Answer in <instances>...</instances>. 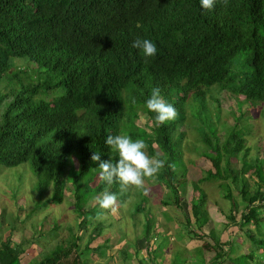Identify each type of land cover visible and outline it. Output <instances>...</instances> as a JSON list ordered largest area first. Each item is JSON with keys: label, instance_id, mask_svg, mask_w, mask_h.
<instances>
[{"label": "trees", "instance_id": "16d2710c", "mask_svg": "<svg viewBox=\"0 0 264 264\" xmlns=\"http://www.w3.org/2000/svg\"><path fill=\"white\" fill-rule=\"evenodd\" d=\"M137 37L154 40L157 54L145 60L132 47ZM152 87L176 109L164 124L145 104ZM225 91L252 107L264 104V0H217L210 11L199 0H0V165H29L37 192L43 197L51 189L47 201L54 204L63 202L71 185L79 229L68 246L23 263L38 242L14 243L12 226L1 240L0 264H66L69 258L86 264L78 252L80 233L89 229L91 217L103 215L98 200L91 207L88 202L105 189L117 199L126 191L118 183L108 185L91 156L101 151L102 159H118L105 140L121 132L144 139L147 154L164 160L145 178L168 190L162 205L183 212L187 233L203 241L210 264H258L257 253L264 256V158L247 145V128L222 119L216 94ZM244 101L237 103L240 118ZM141 114L148 117L144 128L137 123ZM183 126L187 132L196 126L200 137L198 151H187L213 166L190 182L188 212L180 188L191 172L185 165L179 169ZM205 182L218 183L231 203L227 226L244 234L250 253L234 256L229 237L205 240ZM102 224L90 230L87 250L104 233ZM152 230L149 221L144 234Z\"/></svg>", "mask_w": 264, "mask_h": 264}, {"label": "rangeland", "instance_id": "374dc122", "mask_svg": "<svg viewBox=\"0 0 264 264\" xmlns=\"http://www.w3.org/2000/svg\"><path fill=\"white\" fill-rule=\"evenodd\" d=\"M23 61L25 62V60ZM22 64L20 62L18 66L20 67ZM56 92L62 94V90ZM216 95L220 100L222 119L229 117V124L232 126L247 128L250 131L247 134V145L251 147L252 153L264 158V104L252 107L251 104L244 101V97L233 96L226 91ZM243 101V116L240 118L237 103ZM232 111L239 121L232 118ZM147 121L148 117L141 114L137 123L144 128ZM187 129L189 130L185 126L180 129V132H184L186 136L180 144L183 164L179 169L184 170L183 166L185 165L186 170L191 171L187 179L188 184H183L180 187L184 197L182 207L188 212L193 193L190 182L202 177L204 175L202 171L213 169V166L210 161L196 153L199 147L196 143L200 139L197 127L193 126L188 131L189 133ZM190 147L196 151H187ZM184 157L186 162L190 159H196L197 162L192 160L186 163ZM36 183L37 179L29 165H20L15 168H5L0 165V245L1 240L6 239L12 226L16 227L15 231H12L14 243L25 244L32 238L38 242L37 246L29 248L24 254L23 263L32 260V256L34 260L40 261L42 260L41 254L53 253L59 248L68 246L79 232L72 186L68 185L63 202L54 204L47 201L51 197L52 190L50 189L42 197L36 190ZM201 188L207 195L205 209L210 217L209 223L203 228V231L208 234V238L204 239L209 243H214L215 239L227 240L229 237L231 244L237 248L234 256L250 253L251 244L246 240L244 234L231 225L227 226L226 215L230 212L231 203L222 197L218 183L205 182L201 184ZM144 189L147 191L145 192ZM125 190L127 191H124L125 197L117 199L113 206L114 210H100L103 215L99 216V220L103 221L102 226L105 225L106 228L97 243L103 244L107 239L110 240L108 246L100 250L105 256L111 254L115 256L116 252H119V248L112 244L119 241L122 244L120 243L118 246L126 245L123 250L127 253L129 260L134 251L141 249L145 255L151 259L154 258L155 264H210L212 257L209 252H206V256H203L204 252L202 253L203 241L193 239L187 233L188 228L186 227L188 226L183 212L175 206L165 208L162 205L161 201L165 198L168 190L156 185L153 179L149 180L148 178H144L143 187L129 186ZM96 201V198L91 199L87 206H94ZM140 207H143L144 210L139 211ZM99 220L91 217L89 229L80 234L86 238ZM149 221L153 230L149 236H146L144 230ZM37 229L39 232H35ZM80 246L79 250L83 251V242ZM129 247H131L130 250ZM154 252L155 254H153ZM91 256L94 257L93 253ZM140 256L141 252L138 253L137 260L134 259V263ZM205 258L208 260L205 261ZM121 260L114 264H123L125 259L121 258ZM154 260L151 262L154 263ZM103 261L102 259L101 262ZM256 261L258 264H264V256L257 253ZM101 262L97 264H112L111 262ZM86 264L93 263L86 260Z\"/></svg>", "mask_w": 264, "mask_h": 264}, {"label": "clouds", "instance_id": "9594fccd", "mask_svg": "<svg viewBox=\"0 0 264 264\" xmlns=\"http://www.w3.org/2000/svg\"><path fill=\"white\" fill-rule=\"evenodd\" d=\"M217 0H199L202 10L210 11L215 8ZM132 47L138 49L141 55L147 60L157 54V44L148 37H137L132 42ZM135 103V98H132ZM146 107L155 113V120L164 124L176 116V109L161 94L159 87H152L151 94L145 101ZM105 144L111 152L117 154L118 159H102L101 151L93 152L92 161H99V175L112 185L118 183L120 188L126 189L129 186L143 187L145 177H153L163 166L164 160L149 156L145 151L146 141L142 138L133 139L127 133L121 132L115 135H108ZM146 192L147 189H144ZM117 193L105 189L96 199L101 210H114L113 206L117 201Z\"/></svg>", "mask_w": 264, "mask_h": 264}, {"label": "crops", "instance_id": "0c3cea01", "mask_svg": "<svg viewBox=\"0 0 264 264\" xmlns=\"http://www.w3.org/2000/svg\"><path fill=\"white\" fill-rule=\"evenodd\" d=\"M104 227H105V225H104ZM91 232V231H90ZM89 232V233H90ZM82 233V232H81ZM94 235H95V233H93ZM83 235V234H82ZM91 236V234H89V235H87V237L85 238L84 236V240H83V244H84V248H83V251H81V250H78V252H79V254H81L82 255V260L84 261V260H87L88 262H90V263H93V264H97L98 262H101L102 261V259L104 260L103 262H101V263H107V262H111L112 264H114V263H118V262H121L122 260H121V258H123V260L125 259V261L123 262V264H142V263H144V264H155V260H154V258L153 259H151L150 257H148L147 255H145L144 253H143V251L140 249V250H137V251H134L132 254H131V256H130V260H129V258H127V253H125L124 252V248H125V244H124V246L123 247H121V246H118L121 242H119L118 241V243H115V242H113L112 244H115V247H117V248H119L118 250H119V252L117 253L116 252V255L115 256H113L112 254L110 255V256H105L104 254H103V252H101L100 250H98V251H96V247L100 244V243H97L98 242V240H95V241H93V243L90 245V249H86V243H87V241H88V239H89V237ZM94 238V237H93ZM82 243V242H81ZM81 243H79L80 245H81ZM95 243V244H94ZM110 243V242H109ZM108 243V244H109ZM122 244V243H121ZM79 245V249H80V246ZM34 246H37V243L36 244H34V245H32L31 246V248H33ZM108 246V245H107ZM185 247H186V245H184ZM189 246V245H188ZM114 247V248H115ZM104 248V247H103ZM129 250L131 249V247H129L128 248ZM134 250H135V248H134ZM109 251V250H108ZM139 252H141V256L139 257V259H138V261L136 262V263H134V259H136L137 260V255H138V253ZM90 253V254H89ZM91 253H93V258H92V256H91ZM38 254H40V253H38ZM88 254V255H87ZM134 255V256H133ZM109 257H112V258H109ZM109 258V259H108ZM31 259H34L33 258V256L31 257ZM154 260V263H152L151 261H153ZM72 261H73V259H71V258H69L68 260H66V262H68V263H66V264H71L72 263Z\"/></svg>", "mask_w": 264, "mask_h": 264}]
</instances>
